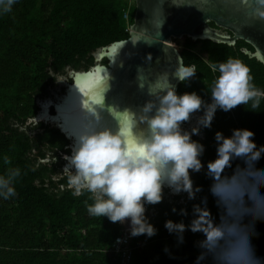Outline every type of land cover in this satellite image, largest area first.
Wrapping results in <instances>:
<instances>
[{"label":"trees","instance_id":"1","mask_svg":"<svg viewBox=\"0 0 264 264\" xmlns=\"http://www.w3.org/2000/svg\"><path fill=\"white\" fill-rule=\"evenodd\" d=\"M126 7V0H15L9 12L0 13V175L9 169L20 173L13 182L15 195L0 198V264H120L112 248L125 227L89 215L91 194L85 189L76 193L61 172L70 141L54 126L31 127L28 121L38 114L36 101L46 96L57 75L67 68L91 69L97 50L129 38L123 18ZM135 11L134 7L130 26ZM245 50L254 51L243 41L228 46L186 38L180 53L184 66H194L196 74L179 85L177 94L196 92L210 103L213 81L219 75L213 66L229 58L245 64L251 83L264 90V65ZM202 129L204 167L192 179L201 191L184 203L176 197L173 203L145 205V216L156 234L133 238L132 264H195L203 234L186 230L181 243L164 224L167 220L190 224L193 205L203 207L205 198L219 222L220 209L209 191L212 179L206 175L208 162L216 158L215 133L227 137L233 129H248L257 149L264 148V99L252 111L248 105L228 112L218 109L211 127ZM238 164L233 161L225 171L231 174ZM258 170L264 171V160ZM181 209L187 215H181ZM255 232V253L264 258V221L256 222Z\"/></svg>","mask_w":264,"mask_h":264},{"label":"clouds","instance_id":"2","mask_svg":"<svg viewBox=\"0 0 264 264\" xmlns=\"http://www.w3.org/2000/svg\"><path fill=\"white\" fill-rule=\"evenodd\" d=\"M259 2L264 5V0ZM14 3L0 0V13L9 12ZM213 67L219 75L213 81L210 103L196 92L178 95L165 74L163 86L158 82L147 86L152 99L138 113L130 112L133 123L126 130L113 132L101 126L98 114L86 109V122L71 129L58 125L74 138L71 155L64 156L67 163L62 174L76 193L85 189L91 194L89 215L107 217L113 223L127 221L131 236L152 237L156 229L145 216V205L160 203L164 188L173 194L187 193L189 200L196 198L201 188H194L190 173L204 167L200 159L204 145L192 137L211 127L218 109L228 112L237 105H248L252 111L264 99V90L251 83L250 70L241 61L229 58ZM195 74L194 66L179 64L172 75L184 82ZM144 86L140 84V88ZM198 112L202 115L196 116L191 129H184L183 123ZM50 119L57 121V117ZM138 122L146 129L137 133ZM253 136L248 129H233L227 137L215 133L216 158L208 162L206 175L212 179L209 191L220 209L219 222L213 219L205 198L203 207L193 205L190 224L172 220L164 224L181 243L186 230L203 234L195 264L208 259L211 264H264L252 244L256 222L264 221V171L258 170L264 148L257 149ZM236 160L240 164L228 174L225 170ZM19 175L18 169L0 175V198L15 195L13 182ZM180 214L187 212L181 209Z\"/></svg>","mask_w":264,"mask_h":264},{"label":"water","instance_id":"3","mask_svg":"<svg viewBox=\"0 0 264 264\" xmlns=\"http://www.w3.org/2000/svg\"><path fill=\"white\" fill-rule=\"evenodd\" d=\"M135 4L129 38L93 54L96 61L102 58L108 64L103 65L99 61L87 71L76 72L67 68L62 75H57L54 84L46 88L45 99L36 101L42 105V109L38 107L36 116L39 122L30 119L28 126L44 124L61 130L58 125H65L71 129L86 122L88 110L98 114L101 126L113 132L126 130L133 123L130 112L138 113L145 102L152 99L147 86L155 82L163 86L167 74L170 85L178 93L182 82L172 74L179 64L184 65V60L173 40H210L228 46H234L241 40L254 48L255 58L264 65V5L259 0H135ZM210 23L231 35L210 28ZM140 84L145 85L143 89ZM52 109L54 113H51ZM199 115L202 112L194 114L192 120L183 123L182 127L190 130ZM50 117H57V121ZM145 129L146 125L138 122L134 132ZM61 132L70 141V156L74 138L65 131ZM192 139L204 141L203 129ZM197 173H190L191 179ZM176 197L181 198L180 203L188 199L187 193L173 194L164 188V202L173 203ZM117 223L129 225L127 221Z\"/></svg>","mask_w":264,"mask_h":264},{"label":"built area","instance_id":"4","mask_svg":"<svg viewBox=\"0 0 264 264\" xmlns=\"http://www.w3.org/2000/svg\"><path fill=\"white\" fill-rule=\"evenodd\" d=\"M127 7L125 9L123 18L127 23L128 30L130 29V19L131 12L135 7V0H126ZM205 58V57H204ZM206 60V59H205ZM126 226V225H125ZM130 227L124 228L121 231V234L116 238L112 252L119 257L120 264H132L133 253L131 248V242L133 240V236L129 233Z\"/></svg>","mask_w":264,"mask_h":264},{"label":"rangeland","instance_id":"5","mask_svg":"<svg viewBox=\"0 0 264 264\" xmlns=\"http://www.w3.org/2000/svg\"><path fill=\"white\" fill-rule=\"evenodd\" d=\"M220 33H225V31L223 30V29H219L218 30ZM185 40H186V38H183V39H180V40H173V44H174V46L181 52L183 49H184V44H185ZM196 50H199V48H197ZM94 56V55H93ZM102 58L100 59V60H97L96 61V58H95V56H94V62H95V64H97V62H99V63H101V64H103L104 65V62H105V60H102ZM81 71H83V70H81ZM77 72V71H76ZM127 227H129V225H126Z\"/></svg>","mask_w":264,"mask_h":264},{"label":"flooded vegetation","instance_id":"6","mask_svg":"<svg viewBox=\"0 0 264 264\" xmlns=\"http://www.w3.org/2000/svg\"><path fill=\"white\" fill-rule=\"evenodd\" d=\"M135 8H136V4H135ZM212 24H213V23H210V24H209V27L212 28V29H214V30H216V31H218L219 28H217L214 24H213V25H214L215 27H213ZM223 30H224V29H223ZM224 31H225V33H222V34H228V35H231L230 32H228V31H226V30H224ZM218 32H219V31H218ZM239 41H241V40H239ZM239 41H237V43H238ZM243 42H244V41H243ZM237 43H236V44H237ZM245 43H246V42H245ZM236 44H235L234 46H236ZM246 44H247V43H246ZM248 45H249V44H248ZM250 46H251V45H250ZM251 47H252V46H251ZM252 48H253V47H252ZM253 50H254V48H253ZM245 53L248 54L251 58H255V56H254V55H255V50H254L253 52H250V51H248V50H245ZM255 59H256V58H255ZM256 60H257V59H256ZM41 99H42V98H41ZM44 99H45V97H44ZM36 105H37L40 109H42V105L37 104V102H36ZM51 113H54V109H52V112H51ZM48 126H51V125H48Z\"/></svg>","mask_w":264,"mask_h":264},{"label":"snow or ice","instance_id":"7","mask_svg":"<svg viewBox=\"0 0 264 264\" xmlns=\"http://www.w3.org/2000/svg\"><path fill=\"white\" fill-rule=\"evenodd\" d=\"M246 2H247V0H246Z\"/></svg>","mask_w":264,"mask_h":264}]
</instances>
